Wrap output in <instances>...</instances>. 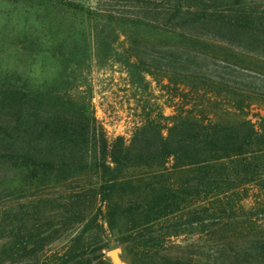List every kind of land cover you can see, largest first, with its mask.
I'll use <instances>...</instances> for the list:
<instances>
[{
  "label": "trees",
  "instance_id": "16d2710c",
  "mask_svg": "<svg viewBox=\"0 0 264 264\" xmlns=\"http://www.w3.org/2000/svg\"><path fill=\"white\" fill-rule=\"evenodd\" d=\"M41 5L84 17L87 29L47 48L54 77L0 79V169L15 170L22 186L88 169L99 182L69 194L56 221L1 204L0 264H111L104 228L125 235L128 264H264V116L252 113L264 111V0ZM89 52L98 68L120 66L130 84H160L169 125L145 120L128 143H109L88 104L58 94L75 87L72 67ZM231 219L245 230L220 235Z\"/></svg>",
  "mask_w": 264,
  "mask_h": 264
},
{
  "label": "rangeland",
  "instance_id": "374dc122",
  "mask_svg": "<svg viewBox=\"0 0 264 264\" xmlns=\"http://www.w3.org/2000/svg\"><path fill=\"white\" fill-rule=\"evenodd\" d=\"M86 9H94L101 0H73ZM42 0H0V79L9 81L41 82L54 77L59 66L51 62L45 53L47 48L56 46L58 36L70 31L72 35L79 29H87L84 17L77 14L56 12L41 5ZM123 4V3H122ZM122 41V38H120ZM124 44L121 43L122 47ZM75 86L67 93L60 92L64 98H72L73 102L81 105L88 104L89 111L101 124L106 140L111 143L121 138L128 143L136 129L141 127L145 120L160 123L163 128L169 125V118L174 114L171 101L165 91L161 90L152 78L145 77L138 84H130L126 75L116 64H109L103 68L95 66L91 53L78 67H72ZM70 72V71H69ZM68 72V73H69ZM161 84H166L163 81ZM263 108L253 109L252 113L264 116ZM160 115L161 118L157 119ZM253 123L256 119L250 117ZM165 134V129L162 131ZM184 178L183 174L174 176L172 180L178 182ZM98 175L93 169H88L64 182H49L40 186L20 185L15 170L0 169V205L7 204L16 208L24 204L27 218L34 215L40 220L56 221L62 211L70 207L66 200L69 194L95 190L98 187ZM88 210L94 211L97 207L95 200L88 196ZM241 206L248 209L252 201L246 198ZM220 235L227 237L233 231L245 230L238 227L240 220L225 221ZM222 236V237H223ZM125 235L117 231H108L104 228L101 238L105 244L103 253L111 264H128L126 250L128 243ZM183 238L173 239L180 246ZM202 243V242H201ZM60 242L53 245L58 249ZM115 250L119 262H113L109 252Z\"/></svg>",
  "mask_w": 264,
  "mask_h": 264
},
{
  "label": "water",
  "instance_id": "95a60500",
  "mask_svg": "<svg viewBox=\"0 0 264 264\" xmlns=\"http://www.w3.org/2000/svg\"><path fill=\"white\" fill-rule=\"evenodd\" d=\"M109 256H110V258L112 259L113 262H116V263L119 262V259L116 256L115 250H111L109 252Z\"/></svg>",
  "mask_w": 264,
  "mask_h": 264
}]
</instances>
